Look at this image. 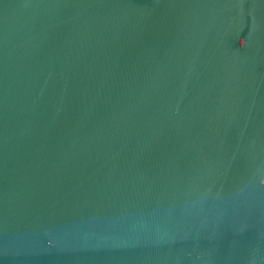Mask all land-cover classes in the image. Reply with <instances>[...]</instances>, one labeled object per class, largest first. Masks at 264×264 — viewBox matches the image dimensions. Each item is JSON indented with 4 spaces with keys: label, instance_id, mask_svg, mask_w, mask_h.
Instances as JSON below:
<instances>
[{
    "label": "water",
    "instance_id": "95a60500",
    "mask_svg": "<svg viewBox=\"0 0 264 264\" xmlns=\"http://www.w3.org/2000/svg\"><path fill=\"white\" fill-rule=\"evenodd\" d=\"M0 264H264V0H0Z\"/></svg>",
    "mask_w": 264,
    "mask_h": 264
}]
</instances>
